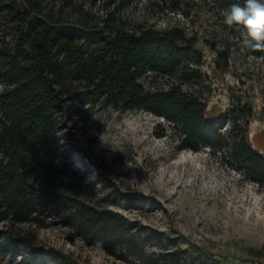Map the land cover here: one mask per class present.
I'll use <instances>...</instances> for the list:
<instances>
[{
	"label": "rangeland",
	"instance_id": "rangeland-1",
	"mask_svg": "<svg viewBox=\"0 0 264 264\" xmlns=\"http://www.w3.org/2000/svg\"><path fill=\"white\" fill-rule=\"evenodd\" d=\"M207 2L128 0L115 10L131 25H177L196 36L209 80L185 88L207 100L205 116L219 120L225 134L233 100L249 102L250 140L264 154V61L242 45L243 28L226 26L223 11ZM41 3L68 21L80 10L100 18L113 8L102 0ZM0 9V44L10 43L17 22L7 11L25 8L20 0H0ZM78 40L88 47L99 44L82 34ZM218 50L229 53L226 71L215 66ZM138 81L150 91L170 82L149 70ZM55 163L58 192L113 211L133 235L129 243H116L107 233L86 229L68 207H50L36 224H27L44 250L53 248L81 264H176L172 253L179 264L187 256L209 264H264V181L253 180L209 146L181 147L179 131L164 116L119 109L101 98L67 102L58 115Z\"/></svg>",
	"mask_w": 264,
	"mask_h": 264
},
{
	"label": "trees",
	"instance_id": "trees-1",
	"mask_svg": "<svg viewBox=\"0 0 264 264\" xmlns=\"http://www.w3.org/2000/svg\"><path fill=\"white\" fill-rule=\"evenodd\" d=\"M102 1L113 8L100 18L80 10L74 21L46 10L41 0H20L25 11H7L17 24L12 41L0 44V264H81L53 248L44 250L35 229L27 225L36 224L50 207H68L86 229L107 233L116 243L131 241L133 233L125 231L116 213L55 188L58 115L67 102L101 98L119 109L164 116L179 131L181 147L209 146L227 154L253 180L264 181V154L249 136L252 105L233 100L231 129L225 134L219 120L205 116L207 100L185 88L209 80L201 70L198 38L177 25H131L115 10L128 0ZM205 1L217 11L245 3ZM80 34L99 44L83 45ZM248 49L264 61V50ZM228 60L229 53L218 50L216 68L226 71ZM146 70L168 77L167 87L145 89L138 77ZM171 256L179 264L180 258ZM182 264L209 263L187 256Z\"/></svg>",
	"mask_w": 264,
	"mask_h": 264
},
{
	"label": "clouds",
	"instance_id": "clouds-1",
	"mask_svg": "<svg viewBox=\"0 0 264 264\" xmlns=\"http://www.w3.org/2000/svg\"><path fill=\"white\" fill-rule=\"evenodd\" d=\"M222 15L226 26L243 28V46L256 51L264 50V0H245L244 6L233 3Z\"/></svg>",
	"mask_w": 264,
	"mask_h": 264
},
{
	"label": "crops",
	"instance_id": "crops-1",
	"mask_svg": "<svg viewBox=\"0 0 264 264\" xmlns=\"http://www.w3.org/2000/svg\"><path fill=\"white\" fill-rule=\"evenodd\" d=\"M209 119H213V118H209Z\"/></svg>",
	"mask_w": 264,
	"mask_h": 264
}]
</instances>
